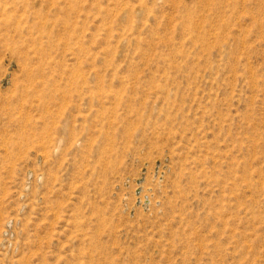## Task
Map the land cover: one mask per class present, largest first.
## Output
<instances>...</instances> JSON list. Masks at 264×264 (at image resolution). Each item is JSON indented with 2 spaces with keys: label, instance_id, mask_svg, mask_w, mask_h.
I'll return each mask as SVG.
<instances>
[{
  "label": "rangeland",
  "instance_id": "obj_1",
  "mask_svg": "<svg viewBox=\"0 0 264 264\" xmlns=\"http://www.w3.org/2000/svg\"><path fill=\"white\" fill-rule=\"evenodd\" d=\"M0 264H264V0H0Z\"/></svg>",
  "mask_w": 264,
  "mask_h": 264
}]
</instances>
